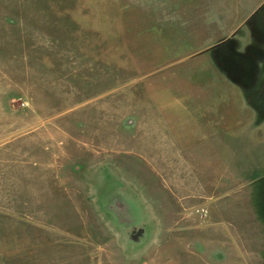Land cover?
I'll use <instances>...</instances> for the list:
<instances>
[{
	"label": "rangeland",
	"instance_id": "374dc122",
	"mask_svg": "<svg viewBox=\"0 0 264 264\" xmlns=\"http://www.w3.org/2000/svg\"><path fill=\"white\" fill-rule=\"evenodd\" d=\"M249 26L264 0H0V264H264V115L211 93Z\"/></svg>",
	"mask_w": 264,
	"mask_h": 264
},
{
	"label": "crops",
	"instance_id": "0c3cea01",
	"mask_svg": "<svg viewBox=\"0 0 264 264\" xmlns=\"http://www.w3.org/2000/svg\"><path fill=\"white\" fill-rule=\"evenodd\" d=\"M233 34L243 52L240 75H217L211 93L216 99L230 100L229 106L240 108L243 115H264V28L242 27ZM257 131L264 137V119Z\"/></svg>",
	"mask_w": 264,
	"mask_h": 264
}]
</instances>
